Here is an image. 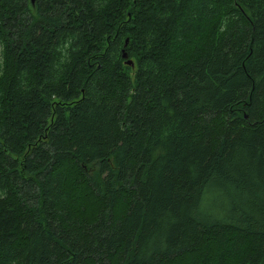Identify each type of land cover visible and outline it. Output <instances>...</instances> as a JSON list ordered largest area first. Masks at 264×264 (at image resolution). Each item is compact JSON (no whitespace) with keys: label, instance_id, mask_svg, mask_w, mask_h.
Listing matches in <instances>:
<instances>
[{"label":"trees","instance_id":"obj_1","mask_svg":"<svg viewBox=\"0 0 264 264\" xmlns=\"http://www.w3.org/2000/svg\"><path fill=\"white\" fill-rule=\"evenodd\" d=\"M0 264H264V0H0Z\"/></svg>","mask_w":264,"mask_h":264}]
</instances>
